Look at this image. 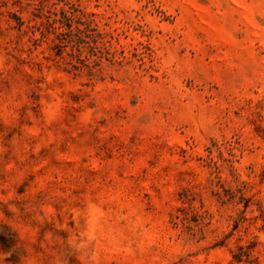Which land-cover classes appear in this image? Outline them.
<instances>
[{
	"label": "rangeland",
	"instance_id": "374dc122",
	"mask_svg": "<svg viewBox=\"0 0 264 264\" xmlns=\"http://www.w3.org/2000/svg\"><path fill=\"white\" fill-rule=\"evenodd\" d=\"M0 237V264H264V0H0Z\"/></svg>",
	"mask_w": 264,
	"mask_h": 264
},
{
	"label": "trees",
	"instance_id": "16d2710c",
	"mask_svg": "<svg viewBox=\"0 0 264 264\" xmlns=\"http://www.w3.org/2000/svg\"><path fill=\"white\" fill-rule=\"evenodd\" d=\"M59 23V27L55 28L60 30L57 34V40L59 44L57 45L59 50L62 51L63 49L69 47L72 51L75 50L76 52H79V46L82 42L81 35L84 34L85 30L80 29L78 26L72 29V21L71 18H65V22L63 21H57ZM56 21L54 20L53 24H55ZM83 25V24H82ZM85 29H87L85 27Z\"/></svg>",
	"mask_w": 264,
	"mask_h": 264
},
{
	"label": "snow or ice",
	"instance_id": "6c2138e0",
	"mask_svg": "<svg viewBox=\"0 0 264 264\" xmlns=\"http://www.w3.org/2000/svg\"><path fill=\"white\" fill-rule=\"evenodd\" d=\"M0 239H2V237H0Z\"/></svg>",
	"mask_w": 264,
	"mask_h": 264
}]
</instances>
